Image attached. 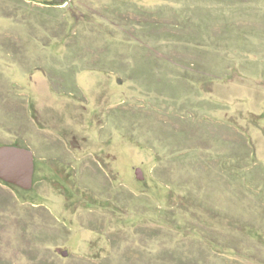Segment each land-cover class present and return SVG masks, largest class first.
<instances>
[{
  "label": "rangeland",
  "instance_id": "rangeland-1",
  "mask_svg": "<svg viewBox=\"0 0 264 264\" xmlns=\"http://www.w3.org/2000/svg\"><path fill=\"white\" fill-rule=\"evenodd\" d=\"M0 264H264V0H0Z\"/></svg>",
  "mask_w": 264,
  "mask_h": 264
},
{
  "label": "water",
  "instance_id": "water-1",
  "mask_svg": "<svg viewBox=\"0 0 264 264\" xmlns=\"http://www.w3.org/2000/svg\"><path fill=\"white\" fill-rule=\"evenodd\" d=\"M32 173L33 153L30 149L16 145H0L1 179L27 188L31 185Z\"/></svg>",
  "mask_w": 264,
  "mask_h": 264
}]
</instances>
